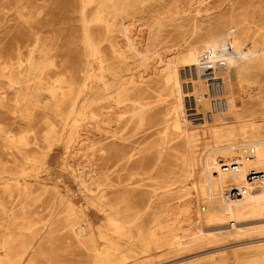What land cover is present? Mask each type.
<instances>
[{
    "label": "rangeland",
    "instance_id": "1",
    "mask_svg": "<svg viewBox=\"0 0 264 264\" xmlns=\"http://www.w3.org/2000/svg\"><path fill=\"white\" fill-rule=\"evenodd\" d=\"M263 8L264 0H0V196L8 204L0 209V264H264V178L251 180L264 172V44L249 53L251 72L232 73L234 89L222 82L221 102L212 99L224 44L246 30L264 43ZM59 80L84 92L63 131L58 112L72 109L73 98L61 103ZM52 86L55 95L41 90ZM196 107L212 120H189L187 108ZM48 121L63 140L43 138ZM88 138L100 141L91 158L107 170L102 204L85 197L72 172L86 168ZM17 182L28 196L11 191ZM234 188L241 197L230 196ZM109 206L120 224L116 242L98 227ZM156 225L168 247L149 237Z\"/></svg>",
    "mask_w": 264,
    "mask_h": 264
},
{
    "label": "bare ground",
    "instance_id": "2",
    "mask_svg": "<svg viewBox=\"0 0 264 264\" xmlns=\"http://www.w3.org/2000/svg\"><path fill=\"white\" fill-rule=\"evenodd\" d=\"M26 2V1H25ZM93 4V3H92ZM19 7H21V6H19ZM166 7V6H165ZM18 9H20V8H18ZM251 9V8H250ZM264 9V8H263ZM241 11V10H240ZM86 12V11H85ZM220 12V11H219ZM235 12H236V10H235ZM234 12V13H235ZM264 12V11H263ZM87 13V12H86ZM251 13V12H250ZM99 16V15H98ZM249 17H250V15H249ZM97 18V17H96ZM238 18V17H237ZM91 19V18H90ZM99 18H97V20H98ZM204 19V18H203ZM255 19V18H254ZM94 20V19H93ZM89 21V20H88ZM99 22V21H98ZM89 23V22H88ZM249 29V28H248ZM263 30V29H262ZM248 30H246V31H244V33H243V36L241 37V40H240V42H235V40H234V48H235V53L234 54H232L231 56L230 55H228L227 53H225V67H224V70H221V72H222V74H224V75H222V76H217L216 74L214 75V80H213V86L216 88L215 89V91L213 92V94H212V99L213 100H215V101H217V102H221V98H219V95H220V93L218 92V88L220 87V83H222L224 86H223V89L224 90H228V91H231L232 89H234L233 88V84L234 83H236L237 82V80L235 79L236 78V76H238L239 74H242V75H248L251 71L250 70H248V71H246L247 69H249V66H250V62H249V53L255 48L256 49V47L257 46H259V44L261 43V44H264V43H262V40L261 41H259L256 37H254L253 35H251L249 32H247ZM226 32V31H225ZM230 34L233 32V31H228ZM240 32H241V30H240ZM255 32V31H254ZM256 32H259V31H257L256 30ZM93 33V32H92ZM242 33V32H241ZM240 34V33H239ZM234 35V34H233ZM256 35V34H255ZM84 36V35H83ZM257 36V35H256ZM38 38V37H37ZM204 38V37H203ZM249 38H251V42L253 43V45L251 44V46H248V44H246V41L249 39ZM260 38H262V37H260ZM36 39V38H35ZM32 40H34V39H32ZM90 40V39H89ZM92 40V39H91ZM199 40V39H198ZM93 41V40H92ZM124 41V40H123ZM204 41V40H203ZM200 42V41H199ZM202 42V41H201ZM30 43H31V41H30ZM155 44H156V42H154ZM197 43V42H196ZM203 43V42H202ZM220 41H218L217 43H216V45H215V47H214V52H216V53H218V52H220ZM132 44V43H131ZM130 44V45H131ZM214 45V44H213ZM144 46V45H143ZM152 46V45H151ZM191 46V45H190ZM262 46V45H261ZM33 48H34V46H33ZM257 48H259V47H257ZM158 49V48H157ZM255 49H254V51H255ZM263 49V48H262ZM261 49V50H262ZM30 50H32V49H30ZM153 50V49H152ZM202 50H203V48H202ZM162 51V50H161ZM179 51V50H178ZM201 51V50H200ZM224 51V50H223ZM263 51V50H262ZM141 52V51H140ZM152 52V51H151ZM158 52V51H157ZM159 53V52H158ZM157 53V54H158ZM176 53V52H175ZM193 53V52H192ZM262 53V52H261ZM172 54V53H171ZM184 54V53H183ZM195 54V53H194ZM199 54V53H198ZM212 54V52L211 51H208V52H205L204 53V55L202 56V60H203V57L206 55L208 58H209V55H211ZM221 54V53H220ZM46 55V54H45ZM154 55V54H153ZM252 55V54H251ZM260 55V54H259ZM185 56H186V54H185ZM193 56V55H192ZM151 57V56H150ZM154 57V56H153ZM152 57V58H153ZM188 57V56H187ZM193 58V57H192ZM258 58V57H257ZM260 58V57H259ZM151 59V58H150ZM190 59V58H189ZM249 59V60H248ZM95 60V59H94ZM152 60V59H151ZM162 60V59H161ZM253 60V59H252ZM150 61V60H149ZM165 61V60H164ZM174 61V60H173ZM188 63V62H187ZM1 64V63H0ZM206 65V64H205ZM155 67V66H154ZM159 67V66H158ZM201 67H202V65H201ZM147 69V68H146ZM154 69V68H153ZM156 69V68H155ZM263 69V68H262ZM140 70H142V69H140ZM213 70V69H212ZM207 71V70H206ZM210 71V70H209ZM262 72V71H261ZM42 73V72H41ZM64 74L66 73V71L65 72H63ZM170 73V72H169ZM232 73H235V78L233 79V80H228L227 79V77H229ZM63 74V75H64ZM67 74H69V73H66L65 75L67 76ZM87 74V73H86ZM182 74V73H181ZM207 74H208V72H207ZM264 74V73H263ZM40 75V74H39ZM61 75H62V73H61ZM88 75V74H87ZM90 75V74H89ZM162 75V74H161ZM153 76H155V74L153 75ZM164 76V75H163ZM179 76V75H178ZM178 76H177V78H178ZM254 76V75H253ZM59 77H60V75H59ZM58 77V78H59ZM64 77V76H63ZM62 76H61V78H63ZM71 77V76H70ZM60 78V79H61ZM69 78V77H68ZM67 78V79H68ZM154 78V77H153ZM153 78H152V80H153ZM202 78V77H201ZM255 78V77H254ZM264 78V77H263ZM44 79V78H43ZM64 79V78H63ZM50 80V79H49ZM74 80H75V78H74ZM235 80V81H234ZM251 80V79H250ZM57 81V80H56ZM62 81H65V80H62ZM239 81V80H238ZM61 83V84H59V86H58V88L59 89H61V90H59V93L58 94H60L61 93V95H62V100H61V98H60V100H61V103H65V102H69V100H70V98H73V102H72V109H70V110H68L67 112H63V110L62 111H60V112H58V115L61 117V119H62V121H63V125H64V127H63V129H62V131L63 130H67V125H69L70 124V122H71V119L73 118L72 117V115L73 114H75L78 110H79V102H76V101H74V98H78V96L79 95H81V94H84V92H83V86H81V85H79V84H77V83H75V82H73V81H70V82H68V81H65V82H61V80H59L58 81V83ZM76 82H78V81H76ZM132 82V81H131ZM182 82V81H181ZM240 82V84H242V82L241 81H239ZM238 82V83H239ZM260 82V81H259ZM54 83H55V81H54ZM79 83V82H78ZM82 83V82H81ZM89 83L90 82H88L86 85H88L89 86ZM127 83V82H126ZM135 83V82H134ZM152 83V82H151ZM207 83V82H206ZM52 84H53V82H52ZM139 84V83H138ZM199 84V83H198ZM198 84H197V86H198ZM239 84V85H240ZM246 84L247 85H251V82H249L248 80L246 81ZM58 85V84H57ZM57 85H56V87H57ZM107 86V85H106ZM147 86V85H146ZM179 86V85H178ZM39 87V86H38ZM91 87H94V86H91ZM123 87V86H122ZM121 87V88H122ZM136 87V86H135ZM137 87H138V85H137ZM55 88V87H54ZM53 88V86L50 88V87H48V88H46V87H44V88H42L41 87V90H44V91H50V92H52L54 95L56 94V92H58V90H56V89H54ZM175 90V89H174ZM244 91V88H241V89H239V91ZM258 90V89H257ZM263 90V89H262ZM176 92V91H175ZM233 92V91H232ZM172 93V92H171ZM255 93H256V91H255ZM261 93V92H260ZM264 93V92H263ZM134 94V93H133ZM176 94V93H175ZM240 94V93H239ZM130 95H132V94H130ZM129 95V96H130ZM137 95V94H136ZM222 95V94H221ZM238 95V94H237ZM195 96V95H194ZM132 97H134V96H132ZM262 97V96H261ZM194 98V97H193ZM254 98V97H253ZM257 98V97H256ZM133 99V98H132ZM138 99V98H137ZM249 99V98H248ZM131 100V99H130ZM159 100V99H158ZM239 100V99H238ZM44 102V105H49L50 104V98H48V97H45L44 98V100H43ZM115 101V100H114ZM252 101V100H251ZM261 101V100H260ZM125 102V101H124ZM130 102V101H129ZM128 102V103H129ZM134 102V101H133ZM136 102V101H135ZM57 103V102H56ZM71 103V102H70ZM69 103V104H70ZM243 103V102H242ZM253 103V102H252ZM134 104V103H133ZM168 104V103H167ZM234 104V103H233ZM250 104V103H249ZM217 105V104H216ZM57 107V106H56ZM166 107V106H165ZM69 108V107H68ZM154 109V108H153ZM190 108H187V111H188V113H187V117L189 118V120H191V121H193V122H204L205 120H210V118H207V116H206V114L207 113H209V112H204L203 110H201L200 112H203L204 113V117H203V120H197V119H199V118H196V113H195V111L196 110H199L198 109V107H196L195 108V110H192V111H190L189 110ZM241 109V108H240ZM237 110H238V108H237ZM255 110V109H254ZM260 110V109H259ZM116 111V110H115ZM224 111L225 112H223V114L224 115H226L227 114V112H228V109H227V111H226V109L224 108ZM262 111H263V109H262ZM245 112V111H244ZM116 113V112H115ZM258 113H260V111L258 112ZM257 113V114H258ZM110 115V114H109ZM227 115H229V114H227ZM240 115V114H239ZM246 115V114H245ZM262 115V114H261ZM264 115V114H263ZM253 116V115H252ZM251 116V117H252ZM106 117H108V116H106ZM260 117H262V116H260ZM248 118V117H247ZM263 118V117H262ZM105 119V114H102V117H98L97 118V122H101V121H103ZM107 119V118H106ZM115 119V118H114ZM110 120H112V119H110ZM116 120V119H115ZM211 120H212V118H211ZM210 120V121H211ZM222 120V119H221ZM259 120V119H258ZM264 120V119H263ZM242 121H244V120H242ZM245 121H247V120H245ZM249 121V120H248ZM247 121V122H248ZM48 122H50V125H49V127H48V129L45 131V133H44V136H43V138L46 140V141H49V144H51V142L50 141H53V140H55V141H60V140H63L64 138H65V136H64V132H59L58 131V129H57V126H56V124L54 123V122H51V121H48ZM92 122H94V120H88V125L90 126L91 124H92ZM140 122V121H139ZM163 122V121H162ZM256 122V121H255ZM255 122H253V123H255ZM174 123H176V122H174ZM223 123V122H222ZM243 123H245V122H243ZM242 123V124H243ZM162 124V123H161ZM262 124V123H261ZM165 125V124H164ZM159 126V125H158ZM163 126V125H162ZM161 126V127H162ZM174 126V125H173ZM255 126V125H254ZM260 126H262V125H260ZM220 127V126H219ZM223 127H225V125L223 126ZM248 127V126H247ZM246 127V128H247ZM221 128V127H220ZM235 128V127H234ZM259 128V127H258ZM160 129H162V128H160ZM249 129V128H248ZM247 129V130H248ZM262 128H260V130H261ZM264 129V128H263ZM254 130V129H253ZM253 130H252V132H253ZM258 130V129H257ZM250 131H251V129H250ZM249 131V132H250ZM158 132H159V130H158ZM256 132V131H255ZM159 133H161V132H159ZM263 133V132H262ZM171 134V133H170ZM243 134V133H242ZM247 134V133H246ZM255 134V133H254ZM259 134V133H258ZM158 135V134H157ZM256 135V134H255ZM161 136V135H160ZM159 136V137H160ZM237 136V135H236ZM256 136H258V135H256ZM260 136V135H259ZM258 136V137H259ZM87 137H90V134L87 136ZM161 138V137H160ZM256 138V137H255ZM88 140H89V142L88 143H86L85 145L86 146H81L82 148H84L85 147V149H86V147H87V149H86V151H85V156H87L88 157V160H87V162H86V164H85V166L84 167H86L84 170H81V171H79V172H75L76 171V169L74 170V171H72L73 172V176L75 177V179L77 180V182H78V186L80 185L81 186V188L82 187H84V191H85V197H87V198H91V199H96V196L98 197V199L99 200H101L100 202H101V204H102V201H104L103 200V198H106L107 197V195H108V193H107V191H106V189H104V188H101L100 189V187L103 185V184H105V183H103V182H105L106 180L104 179L105 178V174H106V172H107V170H106V168H97V165H96V161L93 159V158H91V156L92 155H94V153H93V150L98 146V145H100V141H98L97 143L93 140H90L89 138H88ZM206 142V141H205ZM63 143V142H62ZM200 143V142H199ZM198 143V144H199ZM260 143V142H259ZM226 144V143H225ZM256 144H257V142H256ZM261 144V143H260ZM263 145V144H262ZM104 146V145H103ZM65 148H66V146H64ZM68 147H70V148H77V147H75V146H72V145H69V144H67V149H68ZM80 148V147H79ZM99 148H100V150L102 149V146L100 147L99 146ZM76 150H78V149H76ZM51 151V150H50ZM72 151V150H71ZM73 151H74V149H73ZM69 153L71 154V152L69 151ZM67 155H69V154H67ZM67 155H64L65 157L67 156ZM77 155V154H76ZM71 156V155H70ZM75 156V155H74ZM76 157V156H75ZM84 160V159H83ZM29 161H35L34 159H30L29 158ZM84 162V161H83ZM208 166V165H207ZM37 167V166H36ZM82 167V166H81ZM80 168V167H79ZM28 167L26 166H17L16 167V170L15 171H17L21 176H23V177H25V176H28V173H29V171H28ZM34 169V168H33ZM73 169V168H72ZM11 169H7V171H10ZM12 171V170H11ZM211 173V172H210ZM258 173H260V174H262V175H260V174H257V173H253L252 175H251V180L252 181H259V180H262L263 178H264V172H258ZM205 175V174H204ZM212 175V174H211ZM211 175H209V176H211ZM207 176V175H206ZM205 178V177H204ZM170 181V180H169ZM204 182H205V180H203ZM109 182V181H108ZM155 182H157L156 180H155ZM166 182V181H165ZM203 182V183H204ZM247 182V181H246ZM3 183V182H2ZM5 183V182H4ZM199 183V182H198ZM209 183H210V181H209ZM208 183V184H209ZM23 184H25V183H23ZM156 184V183H155ZM197 184V183H196ZM207 184V183H206ZM45 185V184H44ZM43 185V186H44ZM160 185V184H159ZM42 186V187H43ZM49 186H51V185H49ZM53 186V185H52ZM156 187H157V185H155ZM168 186V185H167ZM194 186V185H193ZM198 186H199V184H198ZM252 186V185H251ZM12 187V186H11ZM10 187V188H11ZM176 187V186H175ZM248 187V186H247ZM255 187V186H254ZM6 188H8V187H6ZM158 188V187H157ZM261 189V188H260ZM2 190H6V189H3L2 188ZM16 191L18 194H22V193H25L26 191H27V188H26V186L23 188V186L21 187L20 186V182H17L16 184H15V186H13L12 188H11V191ZM31 190V189H30ZM154 190V189H153ZM160 190V189H159ZM242 190V189H241ZM249 190V189H248ZM45 191V190H44ZM157 191V190H156ZM262 191H263V189H262ZM1 193V192H0ZM31 193V192H30ZM120 193V192H119ZM28 194V193H27ZM26 193L24 194V195H27ZM11 195V194H10ZM152 195V194H151ZM16 196V195H15ZM28 196V195H27ZM30 196V195H29ZM123 196H125L124 194H123ZM123 196H121V197H123ZM129 196V195H128ZM127 196V197H128ZM153 196H154V194H153ZM130 197V196H129ZM128 197V198H129ZM2 198L3 197H1L0 196V209L1 210H4V208H6V206L8 205H6L5 204V202L2 200ZM125 198V197H124ZM8 199V198H7ZM65 199H67V202L70 204V206L72 207V209H77V207H76V204H77V199H75V198H72V197H67V198H65ZM98 199H96V200H98ZM163 199V198H162ZM181 199V198H180ZM245 199H247V198H245ZM129 200H130V198H129ZM128 201V200H127ZM253 201V200H252ZM23 202H24V200H23ZM99 202V203H100ZM124 202V201H123ZM162 202V201H161ZM229 202H230V200H229ZM262 202V201H261ZM9 203V202H8ZM14 203V202H13ZM259 203V202H258ZM26 204V203H25ZM162 204V203H161ZM66 205H67V203H66ZM125 205V204H124ZM104 206V205H103ZM239 206V205H238ZM258 206H259V204H258ZM261 206V205H260ZM8 207V206H7ZM110 207V206H109ZM160 207H161V205H160ZM160 207H158V208H160ZM240 207V206H239ZM133 208V207H132ZM157 208V207H156ZM243 208V207H242ZM251 208V207H250ZM254 208V207H253ZM8 209H10V207L8 208ZM124 209H126V208H124ZM123 209V210H124ZM128 209V208H127ZM165 209V208H164ZM11 210V209H10ZM9 210V211H10ZM13 210H15V209H13ZM82 210V209H81ZM122 210V209H121ZM120 210V211H121ZM122 210V211H123ZM261 210V209H260ZM77 211V210H76ZM105 217H104V222L103 223H101V224H99V229L102 231L101 233L103 234V235H105V236H107V237H109V241H111V242H116V241H119L118 239H119V237L117 236V235H114L113 234V232L115 233V231L116 230H118L119 228H120V224L118 223V220L116 219V215H115V213H113V210H112V207H110V208H106L105 210ZM130 211H131V208H130ZM167 211V210H166ZM241 211V210H240ZM255 211H256V208H255ZM29 212V211H28ZM118 212V211H117ZM251 212V211H250ZM263 212V211H262ZM6 213V212H5ZM27 213V212H26ZM128 213H129V211H128ZM131 213H132V211H131ZM173 213H175V212H173ZM264 213V212H263ZM10 215V214H9ZM135 215V214H134ZM138 215H139V213H138ZM160 215H161V213H160ZM172 215V214H171ZM130 216H131V214H130ZM178 216V215H177ZM77 217V216H76ZM129 217V216H128ZM127 217V218H128ZM168 217V216H167ZM241 218L243 217V216H240ZM8 218H9V216H8ZM91 218V217H90ZM123 218H125V217H123ZM133 218H135V217H133L132 216V219ZM239 218V217H238ZM264 218V217H263ZM80 219H81V221L82 222H86V224H85V229H86V231H88V233H91V234H93V231H92V224L88 221V219H87V215H85V214H80ZM132 219H129V220H132ZM236 219V218H235ZM169 220V219H168ZM80 221V220H79ZM69 222H70V220H69ZM121 223V222H120ZM187 223V222H186ZM185 223V224H186ZM71 224V223H70ZM190 224V223H189ZM122 225V224H121ZM126 225V224H125ZM157 226V225H156ZM249 226V225H248ZM264 226V225H263ZM93 227H94V225H93ZM186 227V226H185ZM182 228V227H181ZM225 228V227H224ZM262 228V227H261ZM264 228V227H263ZM184 229V228H183ZM75 230V229H74ZM150 230V232H149V237L152 239V241L153 242H155L156 244H160L159 246H161V247H168V245H169V241H168V239L164 236V235H161L160 233H161V228L159 227V226H157V227H155V228H150L149 229ZM50 231H51V229H50ZM50 231H48L47 230V233L48 232H50ZM79 231V230H78ZM144 231H145V229H144ZM170 231H171V229H170ZM10 232V231H9ZM52 232H54V231H52ZM80 232V231H79ZM166 232V231H165ZM212 232V231H211ZM84 233V232H83ZM96 233V232H95ZM184 233V232H183ZM113 234V235H112ZM142 234V233H141ZM165 234V233H164ZM195 234V233H194ZM224 234V233H223ZM10 235V234H9ZM80 235H82V234H80ZM96 235V234H95ZM173 235V234H172ZM177 235H178V233H177ZM11 236V235H10ZM45 236V235H44ZM43 236V237H44ZM47 236V235H46ZM196 236V235H195ZM200 236H202V235H200ZM213 236V235H212ZM91 237H92V235H91ZM198 237V236H197ZM49 238H51V237H49ZM48 238V239H49ZM93 238L94 239H96V237L95 236H93ZM92 238V239H93ZM149 238V239H150ZM6 239H11V237L10 238H6ZM207 239V238H206ZM39 240V239H38ZM41 240V239H40ZM46 240V239H45ZM53 240V239H52ZM90 240H91V238H90ZM127 240V239H126ZM174 240H176V239H174ZM214 240V239H213ZM6 241V240H5ZM181 241V240H180ZM11 242H12V240H11ZM14 242V241H13ZM53 242V241H52ZM142 242V241H141ZM175 243V242H174ZM180 244V243H179ZM37 245V244H36ZM32 246H34V245H32ZM173 246V245H172ZM7 247H9V246H7ZM29 247V246H28ZM12 248V247H11ZM20 248V247H19ZM30 248H31V246H30ZM14 249V248H13ZM160 249V248H159ZM171 249V248H170ZM22 250V249H21ZM165 250V249H164ZM4 251V250H3ZM8 251V250H7ZM33 251V250H32ZM103 251V250H102ZM112 251V249L111 248H109V247H106L105 246V252H111ZM116 251V250H115ZM175 251H177V250H175ZM187 251V250H186ZM20 252V251H19ZM29 252V251H28ZM27 252V253H28ZM104 252V251H103ZM162 252V251H161ZM184 252H185V250H184ZM4 253H5V251H4ZM15 253H17V252H15ZM166 253V252H165ZM263 253V252H262ZM18 254H21V253H18ZM17 255V254H16ZM30 255V254H29ZM262 256H263V254H262ZM18 257V256H17ZM28 257V256H27ZM26 257V258H27ZM22 258V257H21ZM25 258V257H24ZM260 258V257H259ZM16 260V259H15ZM22 260V259H21ZM262 260V259H261ZM11 261H13V260H11ZM16 262V261H15ZM20 262V261H19ZM23 262H25V261H23ZM29 262V261H28ZM252 262V261H251ZM249 264H255V263H249Z\"/></svg>",
    "mask_w": 264,
    "mask_h": 264
},
{
    "label": "built area",
    "instance_id": "3",
    "mask_svg": "<svg viewBox=\"0 0 264 264\" xmlns=\"http://www.w3.org/2000/svg\"><path fill=\"white\" fill-rule=\"evenodd\" d=\"M223 50L225 51V53H227L228 55H232V54H234L235 53V48H234V40L233 39H229L228 41H227V43L226 44H224V46H223ZM203 61H206V62H208L209 61V59H208V57L205 55L204 57H203ZM206 65L208 64V63H205ZM210 67H211V64H208ZM224 67H225V64H224V62H221V64H220V66H218V64H216L215 65V67L213 68L214 69V71H215V73H216V75L219 77V76H222V75H224V74H222V72H221V70H224ZM226 68V67H225ZM195 113L197 114L196 115V118H199V119H197V120H203V117H204V113H202V112H200V111H195ZM235 165H237V164H232L231 166H233V167H235ZM228 166H225L224 168H227ZM257 174H260V173H257ZM260 175H262V174H260ZM230 196L231 197H241L242 196V191H241V189H236V188H234V189H232L231 191H230Z\"/></svg>",
    "mask_w": 264,
    "mask_h": 264
}]
</instances>
